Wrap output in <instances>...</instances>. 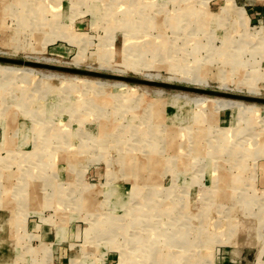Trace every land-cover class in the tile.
Returning <instances> with one entry per match:
<instances>
[{
  "label": "rangeland",
  "instance_id": "374dc122",
  "mask_svg": "<svg viewBox=\"0 0 264 264\" xmlns=\"http://www.w3.org/2000/svg\"><path fill=\"white\" fill-rule=\"evenodd\" d=\"M20 1L0 264H264V0Z\"/></svg>",
  "mask_w": 264,
  "mask_h": 264
},
{
  "label": "bare ground",
  "instance_id": "6f19581e",
  "mask_svg": "<svg viewBox=\"0 0 264 264\" xmlns=\"http://www.w3.org/2000/svg\"><path fill=\"white\" fill-rule=\"evenodd\" d=\"M21 1H23V0H21ZM20 1V2H21ZM24 2V1H23ZM117 2H119V1H117ZM31 3V2H30ZM19 4V3H18ZM29 5H31V4H29ZM122 5V4H121ZM35 7V6H34ZM32 9H33V7H32ZM111 9H112V7H111ZM125 11H127V10H125ZM124 12V11H123ZM122 12V13H123ZM117 14V13H116ZM210 14V13H209ZM119 15V14H118ZM31 16V15H30ZM29 16V17H30ZM113 16V15H112ZM121 16V15H120ZM72 38V37H71ZM73 40V39H72ZM6 68V69H5ZM17 68L16 67H14V66H1L0 65V72H1V74H2V72H3V74H13V73H16L17 72ZM26 70H29V69H27L26 68ZM30 70H32V69H30ZM16 71V72H15ZM159 77V76H158ZM157 77V78H158ZM150 78V77H149ZM16 79V78H15ZM3 81V80H2ZM4 83V82H3ZM115 83V82H114ZM29 97V96H28ZM27 99V98H26ZM201 99H209V98H201ZM228 100V99H227ZM220 101H222V100H220ZM224 101V100H223ZM222 103V102H221ZM231 103V105L232 106H234V102L233 101H231V102H229V104ZM234 103V104H233ZM240 104V103H239ZM245 105V104H244ZM231 106V107H232ZM240 106V105H239ZM236 107V106H235ZM2 108V107H1ZM4 108V107H3ZM13 119V118H12ZM54 122V121H53ZM52 126V125H51ZM14 128V127H13ZM31 128V127H30ZM29 128V129H30ZM28 129V130H29ZM14 130V129H13ZM8 131V130H7ZM40 134V133H39ZM53 136V135H52ZM49 138V137H48ZM50 139V138H49ZM54 139V138H53ZM61 139V138H60ZM123 139V138H122ZM17 140V139H16ZM47 141V140H46ZM49 141V140H48ZM56 143V142H55ZM12 144V143H11ZM52 144V143H51ZM45 145V144H44ZM54 145V144H53ZM47 149V148H46ZM24 158V157H23ZM39 165V164H38ZM44 170V169H43ZM45 172V171H44ZM118 189V188H117ZM142 189V188H141ZM114 191V190H113ZM133 192H134V190H133ZM142 193V192H141ZM139 194V193H138ZM140 195V194H139ZM84 201V200H83ZM125 201H127V200H125ZM84 214V213H83ZM168 240H170V239H168ZM177 241V240H176ZM161 244V243H160ZM170 246H172V245H170ZM162 250V252L161 253H159V251H155L154 249H152V255H153V257L155 258V259H159V260H161V261H163V259H165V262H164V264H177V262L176 261H174V260H169V259H167V258H169V257H167V258H165V255H167V252H163L165 249L163 248V249H161ZM170 255H172V256H174V253L173 254H170ZM180 255V254H179ZM173 259H175V257H173ZM174 261V262H173ZM188 263V262H187Z\"/></svg>",
  "mask_w": 264,
  "mask_h": 264
},
{
  "label": "water",
  "instance_id": "95a60500",
  "mask_svg": "<svg viewBox=\"0 0 264 264\" xmlns=\"http://www.w3.org/2000/svg\"><path fill=\"white\" fill-rule=\"evenodd\" d=\"M0 61H4V62H9V63H19L18 61H15V60H11V59H7V58H2V57H0ZM140 83H144V84H149V82L148 81H140ZM165 85V84H164ZM165 86H168V85H165ZM204 91V93H207L205 90H203ZM248 99H252V98H248Z\"/></svg>",
  "mask_w": 264,
  "mask_h": 264
},
{
  "label": "crops",
  "instance_id": "0c3cea01",
  "mask_svg": "<svg viewBox=\"0 0 264 264\" xmlns=\"http://www.w3.org/2000/svg\"><path fill=\"white\" fill-rule=\"evenodd\" d=\"M235 3L237 6H239V5L243 6V0H235Z\"/></svg>",
  "mask_w": 264,
  "mask_h": 264
}]
</instances>
